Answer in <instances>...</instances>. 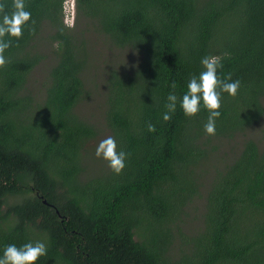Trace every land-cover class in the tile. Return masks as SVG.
<instances>
[{
	"label": "trees",
	"instance_id": "trees-1",
	"mask_svg": "<svg viewBox=\"0 0 264 264\" xmlns=\"http://www.w3.org/2000/svg\"><path fill=\"white\" fill-rule=\"evenodd\" d=\"M64 2L25 0L35 32L29 22L21 39L4 38L12 46L0 69V256L9 244L42 241L47 255L36 264H264V0H75L74 28ZM86 33L139 55L104 83L103 126L128 154L119 175L108 162L90 175L84 162L103 131L77 112L88 94ZM48 54L34 92L31 74ZM206 56L221 57V79L241 83L235 97L222 93L214 136L202 102L191 118L180 106ZM173 81L177 107L166 122ZM239 134L242 147L220 155ZM192 207L198 228L172 259Z\"/></svg>",
	"mask_w": 264,
	"mask_h": 264
},
{
	"label": "clouds",
	"instance_id": "clouds-1",
	"mask_svg": "<svg viewBox=\"0 0 264 264\" xmlns=\"http://www.w3.org/2000/svg\"><path fill=\"white\" fill-rule=\"evenodd\" d=\"M7 0H0V69L9 63L5 51L12 46V41L5 40L6 36L19 40L23 37L26 25L29 32L34 33L36 21L32 19L30 11L26 10L25 0H12V11H7ZM75 8V0H74ZM201 64L204 68L199 76L191 75L187 83V91L180 100V106L185 116L195 117L203 107L208 110L209 116L205 124V132L208 135L216 134V120L220 117L222 107V93L235 97L241 87L239 80L231 81L229 73L226 79L218 76V69L223 67L220 56H206L202 58ZM172 92L167 96L168 103L165 105L167 111L163 113V120L169 121L171 114L176 111L178 97L175 94L177 84L173 81L170 85ZM147 130L155 132V125L148 123ZM117 142L114 137L109 136L100 141L95 155L108 162L109 168L117 175L121 174L126 164L127 153L117 150ZM47 245L42 241L27 242L18 247L9 244L5 247L3 255L0 256V264H36L43 256L47 255Z\"/></svg>",
	"mask_w": 264,
	"mask_h": 264
},
{
	"label": "rangeland",
	"instance_id": "rangeland-1",
	"mask_svg": "<svg viewBox=\"0 0 264 264\" xmlns=\"http://www.w3.org/2000/svg\"><path fill=\"white\" fill-rule=\"evenodd\" d=\"M63 12L64 24L69 28L76 27V21H78L79 15L76 13V7L74 8V0H65ZM81 27L82 24L79 25V28ZM86 36L89 50V63L85 72V83L88 94L87 98L78 105L77 112L81 116L88 118L90 122L95 123L96 126L103 129L98 137L87 144V151L84 158L88 174L95 175L107 162L103 158L96 157V148L101 140L110 136L109 130L103 126L104 108L106 107L104 83L108 79V73L110 70L119 69L123 72L128 69L131 70V68L138 62L139 55L128 48L117 49L114 47L112 48L111 45H108V47L106 38L101 35L96 36L92 33H86ZM50 62H53L52 54H48V57L41 63V65L32 72L29 80V88L34 92L37 91V88L41 87V83L44 81L45 72L47 71L46 65L50 64ZM244 140L246 139L239 134L233 140L223 141L222 147L224 148L219 147L220 155L221 151L229 154L230 147L241 148ZM225 157L226 155L223 154L222 158ZM205 169L207 170L208 166ZM206 170L203 171V174ZM209 171H211V168ZM14 200L20 202L19 198H15ZM12 202L13 198L10 200V203ZM198 215L199 210L197 211L195 207H192L183 214L181 220L178 222L180 232L176 230L174 232V235H176V251L172 252V259L178 257L179 251L182 248L181 245L184 241V236H189V231L198 228L196 219ZM188 251V247H186L185 253Z\"/></svg>",
	"mask_w": 264,
	"mask_h": 264
}]
</instances>
